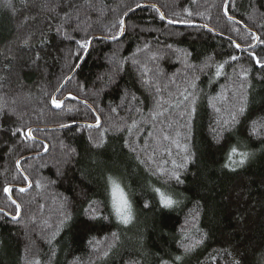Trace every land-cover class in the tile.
I'll list each match as a JSON object with an SVG mask.
<instances>
[{"label": "trees", "instance_id": "1", "mask_svg": "<svg viewBox=\"0 0 264 264\" xmlns=\"http://www.w3.org/2000/svg\"><path fill=\"white\" fill-rule=\"evenodd\" d=\"M0 264H264V0H0Z\"/></svg>", "mask_w": 264, "mask_h": 264}, {"label": "snow or ice", "instance_id": "2", "mask_svg": "<svg viewBox=\"0 0 264 264\" xmlns=\"http://www.w3.org/2000/svg\"><path fill=\"white\" fill-rule=\"evenodd\" d=\"M227 2V0H226ZM123 23V22H122ZM233 60L237 59L236 57H232ZM259 62V61H258ZM224 68V64H220L216 67V76H220L222 74V70ZM192 87H195V84L193 83L191 85ZM185 99H190L189 96H185ZM192 99V103H195L194 98ZM51 103L56 107L59 108L61 106V102L57 101L55 98L52 99ZM159 104V102H158ZM194 110V109H193ZM244 107L239 108L237 113H234L231 117L232 121L235 122L236 118L238 115L242 114L244 112ZM157 115H162V113H154L153 116L155 118V116ZM257 122L253 121V127H252V132L253 133H257ZM19 131V130H17ZM31 133V130H29V135ZM164 139H168L167 136L164 137ZM239 155L240 156V160L238 162H235L232 160L233 155ZM247 153H238L236 148H232L230 153H229V161L231 163H238V164H243L245 162V159L247 157ZM189 159V157H185V162H187V160ZM185 165H180V167H184ZM230 165H225V167H229ZM160 171H163V169H160ZM171 178H175L178 182H180V176L178 172L173 171L171 174ZM108 183L110 185L111 188V197H112V207L114 209V212L116 214L117 219L123 223V224H128L131 219V205L124 193V190L120 187V185L111 177L108 178ZM24 189H21V191H23ZM5 192H8L9 189L7 187H5L4 189ZM155 191L157 192V194L160 197V203L163 207H171L172 205H174L176 203L175 200L172 199V197L164 192H162L160 189H155ZM14 202V201H13ZM91 207V205H90ZM87 211V210H86ZM17 215H19V206L17 205ZM13 219H16V217H13ZM115 235V234H113ZM196 244L200 243V241H195ZM183 247H185V250L188 251L190 250L189 245H182ZM180 258L177 257V260H179Z\"/></svg>", "mask_w": 264, "mask_h": 264}, {"label": "water", "instance_id": "3", "mask_svg": "<svg viewBox=\"0 0 264 264\" xmlns=\"http://www.w3.org/2000/svg\"><path fill=\"white\" fill-rule=\"evenodd\" d=\"M72 73H73V72H72ZM66 80H67V78L65 79V81H66ZM65 81H64V82H65ZM62 86H63V84H62L60 87H62ZM67 97H71V98H72L73 96H67ZM29 130H31V129H29ZM47 148H48V147H47ZM47 148H46V149H47ZM45 151H46V150H45Z\"/></svg>", "mask_w": 264, "mask_h": 264}, {"label": "bare ground", "instance_id": "4", "mask_svg": "<svg viewBox=\"0 0 264 264\" xmlns=\"http://www.w3.org/2000/svg\"><path fill=\"white\" fill-rule=\"evenodd\" d=\"M60 86H61V85H60ZM60 86H59V87H60ZM66 97H67V96H66ZM66 97H65V98H66Z\"/></svg>", "mask_w": 264, "mask_h": 264}]
</instances>
